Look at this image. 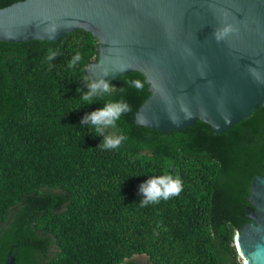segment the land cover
I'll list each match as a JSON object with an SVG mask.
<instances>
[{
    "label": "trees",
    "instance_id": "16d2710c",
    "mask_svg": "<svg viewBox=\"0 0 264 264\" xmlns=\"http://www.w3.org/2000/svg\"><path fill=\"white\" fill-rule=\"evenodd\" d=\"M95 57L96 40L82 29L59 41H0V264L9 250L16 264H141L136 254L148 264H240L233 238L248 222L251 179L262 174L264 104L218 134L201 121L147 129L134 121L148 96L138 72L83 106L76 89L87 91L84 69ZM133 79L142 91L127 87ZM121 99L131 111L108 133L128 139L97 147L103 137L80 121ZM165 173L179 175L181 193L140 207V184Z\"/></svg>",
    "mask_w": 264,
    "mask_h": 264
},
{
    "label": "water",
    "instance_id": "95a60500",
    "mask_svg": "<svg viewBox=\"0 0 264 264\" xmlns=\"http://www.w3.org/2000/svg\"><path fill=\"white\" fill-rule=\"evenodd\" d=\"M227 25L235 31L218 41ZM77 29L96 40L88 82L105 70L109 83L143 76L139 126L166 132L201 121L218 134L264 104V0H21L0 8L2 42L59 41ZM247 201L248 222L233 244L242 263L264 264V165ZM2 264H16L10 250Z\"/></svg>",
    "mask_w": 264,
    "mask_h": 264
},
{
    "label": "clouds",
    "instance_id": "9594fccd",
    "mask_svg": "<svg viewBox=\"0 0 264 264\" xmlns=\"http://www.w3.org/2000/svg\"><path fill=\"white\" fill-rule=\"evenodd\" d=\"M57 28H54L50 33L46 34L49 38H53L56 34ZM235 31L231 25L224 27L222 32L217 34L216 39L219 41L224 36ZM57 55L56 51H49L47 59L49 61L55 59ZM81 60L80 52H76L68 62L69 68H74L75 65ZM124 70V69H121ZM108 71H104L100 78L88 80L85 82L87 85V91H83L77 88L76 91L80 93V98L84 101V105H90L96 102L98 99L105 95H111L116 88L111 85L103 77L107 76ZM127 87L142 91L144 84L139 79H133L131 81H125ZM131 106L123 99L115 101H105L103 108L96 109L90 113L84 115L80 121V125H90L94 128L96 136H102L101 143L97 146L106 150L118 149L122 142L126 141L128 137L126 135H113L108 133L109 128H115L117 121L121 116L130 112ZM183 190V181L179 175L173 176L171 174H163L160 176H153L147 181L143 182L139 186V191L143 195V199L140 200V207H145L149 204H158L161 200H169L175 196H178ZM158 227H160L158 225ZM155 235H159V232H155Z\"/></svg>",
    "mask_w": 264,
    "mask_h": 264
},
{
    "label": "rangeland",
    "instance_id": "374dc122",
    "mask_svg": "<svg viewBox=\"0 0 264 264\" xmlns=\"http://www.w3.org/2000/svg\"><path fill=\"white\" fill-rule=\"evenodd\" d=\"M238 254V252H237ZM133 259L136 261V262H139L141 264H148V256H146L145 254H136L133 256ZM240 264H243L242 261H240ZM246 264V262H245Z\"/></svg>",
    "mask_w": 264,
    "mask_h": 264
},
{
    "label": "bare ground",
    "instance_id": "6f19581e",
    "mask_svg": "<svg viewBox=\"0 0 264 264\" xmlns=\"http://www.w3.org/2000/svg\"><path fill=\"white\" fill-rule=\"evenodd\" d=\"M243 264H245V262H243Z\"/></svg>",
    "mask_w": 264,
    "mask_h": 264
}]
</instances>
